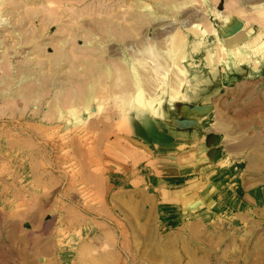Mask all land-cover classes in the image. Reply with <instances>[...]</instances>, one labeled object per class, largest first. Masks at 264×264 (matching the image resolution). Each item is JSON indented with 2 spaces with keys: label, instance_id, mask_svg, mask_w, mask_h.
<instances>
[{
  "label": "rangeland",
  "instance_id": "1",
  "mask_svg": "<svg viewBox=\"0 0 264 264\" xmlns=\"http://www.w3.org/2000/svg\"><path fill=\"white\" fill-rule=\"evenodd\" d=\"M140 1L149 5L150 10L154 8V22L145 19L139 22L142 26L135 22ZM159 1L160 4L156 0H16V6L10 8L7 0H0V182L6 178L30 182L32 168L61 173L64 181L51 192L50 198H74L87 209L89 205H98L106 195L108 168L103 160L106 142L129 137L165 154L181 135L184 144L178 148L180 151L217 150L225 155L222 162L225 174L220 179L225 197L215 211L209 209L208 221L194 224L192 232L189 230L194 234L192 237L177 238L175 254L169 253L165 245L166 222L152 219L153 205L146 199L143 236L128 238V246L122 249L123 264H169V255L176 257L179 264H192V258L185 252L190 249L198 251L194 257L206 260V254L199 251L203 230L209 231L207 247H201L209 249L208 264H264V253L258 252L264 246V198L259 196L262 185L250 192L244 187L248 178L258 182L264 175H249L243 161L247 152L256 151L264 156V0H176L179 4L175 0ZM98 11L105 14H97ZM98 20L110 22L112 30L124 27V38L114 39L116 30L114 34L105 30L108 39L104 37L101 30L105 28L99 26ZM195 28L205 32V37H197L192 30ZM73 31L76 35H72ZM76 36L77 40L71 38ZM177 37L187 39L186 56L170 53ZM88 38L94 44L88 45ZM61 48L65 50L63 53H76L71 60L78 66V78L70 72L71 60L66 66L61 65L62 60H55L54 55ZM237 51L248 53V57L242 59L243 56L235 54ZM129 62H134L143 86V101L154 100L155 105L162 101L161 106L156 105V114L139 113L129 107L132 95L125 89L131 84L136 86L135 75L126 64ZM59 63L63 67H55ZM125 66L129 70L128 82L119 70ZM107 67L118 77L102 80L88 110L64 102L70 96L67 94L78 92L75 87L80 82H89L88 74L91 79L98 78ZM55 100L61 102V111L55 108ZM231 152L236 163L230 162ZM139 169L135 176L153 180L152 167ZM118 185V181L112 180V187ZM246 193L252 196L249 202L244 201ZM229 195L234 196L233 204L226 198ZM136 201L130 196L124 206L130 215L136 213ZM81 217L77 225L81 239L78 246L90 247L89 257H101L105 251L110 255L121 252L115 237L93 239L94 232L105 228L104 223L97 222L93 228L94 222H88L87 215ZM125 225L126 222H113L106 226L115 229ZM26 228L21 226L22 231ZM151 230H156V237H150ZM41 235L59 236V247L63 237L70 242V229L67 225L62 227L56 218L44 229L33 231L34 249L41 246ZM103 242L107 244L100 246ZM254 249L256 252L250 253ZM152 253L153 261L148 259ZM12 258L16 259L15 255L2 254L0 264H16ZM65 259L73 260V253L66 254ZM106 262L110 263V259L102 258L95 263Z\"/></svg>",
  "mask_w": 264,
  "mask_h": 264
},
{
  "label": "crops",
  "instance_id": "2",
  "mask_svg": "<svg viewBox=\"0 0 264 264\" xmlns=\"http://www.w3.org/2000/svg\"><path fill=\"white\" fill-rule=\"evenodd\" d=\"M182 138L181 135L177 136L174 146H171L165 154H162L160 150H156V153L155 149L147 148L143 145L144 143L129 137H116L114 141L106 142L103 146V160L105 168H108V172L105 173L106 195L101 198L98 205H89L87 209L82 208L81 203L74 198L66 200L50 198L51 192L64 181L61 173L39 172L32 168L30 182L20 183L17 179L15 181H10L8 178L1 179L0 258L2 254H13L16 259L12 258V260L16 264H96L95 262L102 258L110 259V263L105 264H123L122 249L128 246V238L137 239L143 236L144 222L147 218L146 199L153 205L152 219L166 222L168 231L165 233L168 241L165 245L168 246L169 253L175 254L178 247L177 238L192 237L194 234L189 233V230L192 232L194 224L208 221L209 209L215 211L219 201L225 197L221 192V175L225 174L222 172V162L225 155L217 150H208L206 153H195L189 149L180 151L178 148L184 144ZM230 156L232 157L230 162L236 163L234 154ZM243 157L249 175L255 177L264 175V156L255 151L254 154L247 152ZM144 165L152 167L153 180L144 175L135 176L136 171H140L139 167L145 169ZM134 168L137 170H132ZM231 175L233 176L232 172ZM249 179L251 178L244 181L245 189L248 192L256 191L258 185H262L259 196L264 198V177H260L258 182H251ZM112 180L118 181L119 185L112 187ZM130 187L131 192H129ZM150 190H153V193ZM228 190L231 188L229 187ZM130 196L137 198L134 206L136 213L131 215L124 207L129 203ZM226 198L233 204L234 196L229 195ZM243 198L245 202H249L252 196L246 193ZM81 215H87L88 222H94L93 228L97 222L104 223L105 228L94 232L93 239L115 237L121 252H112L110 255L105 251L101 257H89L90 247L78 246L81 239L78 237L79 226L77 225L82 220ZM194 217L198 219L190 220ZM55 218L62 223V227L67 225L70 229V235H68L70 242L63 237L60 248L59 236L43 238L41 235V246L34 249L33 231L44 229ZM113 222H126V225L109 229L106 226L107 223ZM22 225L27 227L26 231L21 230ZM157 234H160V231H157ZM153 236H157L156 230L150 231V237ZM208 236L209 231L203 230L202 243L199 245V251L206 254V260L194 257V254L198 253L197 250L185 251L192 258V264H198V262L208 264L209 249H201L208 243ZM85 237L83 236V239ZM65 243L71 244L72 247L66 249ZM106 244L103 242L100 246ZM252 252L256 250H251L250 253ZM258 252L263 254L264 246ZM70 253H73L74 259L66 262L65 255ZM154 257L155 254L152 253L149 254L148 259L153 261ZM167 260L169 264H179L176 257L169 255Z\"/></svg>",
  "mask_w": 264,
  "mask_h": 264
},
{
  "label": "bare ground",
  "instance_id": "3",
  "mask_svg": "<svg viewBox=\"0 0 264 264\" xmlns=\"http://www.w3.org/2000/svg\"><path fill=\"white\" fill-rule=\"evenodd\" d=\"M48 1V0H47ZM150 1V0H149ZM156 1H158V3L160 2L159 0H156ZM183 1V0H182ZM185 1H187V0H185ZM152 2V1H151ZM154 2V1H153ZM173 1H171V3H172ZM175 2H176V0H175ZM9 3V5H10V8H14L16 5V0H7V4ZM138 4L136 5L139 9H140V11H139V17H136V19H135V22H137L138 23V25L139 26H142V25H140L141 23H139L140 21L141 22H143V21H146L147 19L149 20L150 19V21L151 22H154V20L156 19H154L152 16H155V11H152V10H150L149 9V5H146L145 3L144 4H142V2L140 1V2H137ZM155 3V2H154ZM162 3V2H161ZM171 3H169V7H170V5H171ZM176 3H178V2H176ZM180 3H182V2H180ZM184 3H186V2H184ZM183 3V4H184ZM156 4V3H155ZM160 4V3H159ZM158 4V5H159ZM162 4H164L163 6H165V8H166V6L167 5H165V3H162ZM161 4V5H162ZM174 4V2L172 3V5ZM179 4V3H178ZM178 4H175V6H177ZM187 4V3H186ZM185 4V5H186ZM12 5H13V7H12ZM7 6V5H6ZM163 6H162V9H163ZM175 6L173 7H171V9L172 10H174L175 9ZM179 7H180V5H178ZM174 8V9H173ZM178 7H176V9H177ZM54 9V8H53ZM52 9V10H53ZM94 9V8H93ZM170 8L168 9V11H172ZM0 10H1V8H0ZM157 10V9H156ZM165 10V9H164ZM65 11V10H64ZM94 11V10H93ZM92 11V12H93ZM66 12V11H65ZM99 13H97V14H100V15H102V14H105V12L104 11H102V12H100V11H98ZM57 13V12H56ZM94 13L96 14V11H94ZM94 13H92V18L94 17V19H95V15H94ZM167 13V12H166ZM143 15V16H140V15ZM157 16V15H156ZM2 19V18H1ZM146 19V20H145ZM95 21V20H94ZM99 21V26L102 28V27H104L105 29L102 31L101 30V32L103 33V34H105L106 32H110L111 33V31L113 32L112 34H114V31L116 30V32H115V34L114 35H112V37H114V39L116 38H121V37H123L122 36V34H124L125 33V31H124V27H116V29L114 30V28H113V30H112V26H111V24H110V22L108 23L107 21H104V20H98ZM143 24V23H142ZM96 26V25H95ZM94 26V27H95ZM234 27H236V25H234L233 26V28ZM96 28V27H95ZM98 28V27H97ZM74 29V28H73ZM99 29V28H98ZM97 29V30H98ZM103 29V28H102ZM90 30V29H89ZM91 30H92V28H91ZM106 30V31H105ZM193 31H195V35L197 36V37H205V35H206V33L205 32H198L197 30H196V28L195 29H192ZM92 31H94V30H92ZM95 31H96V29H95ZM99 31V32H98ZM97 32L98 33H101L100 32V30H98ZM104 31H105V33H104ZM76 32V31H75ZM74 31H73V33H75ZM79 33V32H78ZM88 34H90V32L88 33ZM102 34V35H103ZM72 35H76V33L75 34H72ZM77 35H79V34H77ZM108 35H110V34H108ZM87 36H89V35H87ZM69 37V36H68ZM104 37H106L107 38V34H105V36ZM112 37L110 38V39H112ZM24 38V37H23ZM72 39L74 38L75 40H77L76 38H78V36H76V37H71ZM96 38V37H95ZM124 38V37H123ZM73 39V40H74ZM89 40V42H90V38H88ZM108 39V38H107ZM258 39H260V38H258ZM27 40V39H26ZM69 40H71V39H69ZM69 40H67V42L69 41ZM97 40V39H96ZM95 39H94V41H96ZM21 41H23V40H21ZM28 41L30 42V40L28 39ZM93 40L91 39V42H90V44H88V45H92V42ZM24 42V41H23ZM23 42H19V44L21 43L22 45L25 43H23ZM27 42V41H26ZM29 42H27V43H29ZM62 42V41H61ZM64 42H65V40H64ZM234 42V41H233ZM31 43V42H30ZM250 43V42H249ZM259 43H261V42H259ZM61 44H62V46H63V43H60V47H62L61 46ZM68 44V43H67ZM69 44H70V41H69ZM68 44V45H69ZM71 44H72V42H71ZM70 44V45H71ZM94 44V43H93ZM69 45V46H70ZM174 46H173V48H172V51L170 52L171 54H172V52L173 53H177L178 55H181V56H186V54H185V47H186V45H187V39H185V38H182V37H177L176 38V41L174 42V44H173ZM262 46H264V43H263V45ZM262 46H260V47H262ZM88 47V46H87ZM199 47V45H196V49ZM63 48V47H62ZM61 48V49H62ZM193 48H194V46H193ZM38 49H40L39 47H38ZM65 49V48H64ZM88 49H91L90 47H88ZM240 49V48H239ZM243 48H241L240 50H242ZM251 49V48H250ZM57 51L58 50H60V48H57L56 49ZM244 50H246V49H244ZM258 50H260V49H258ZM56 51V52H57ZM63 51H65V50H61V52L59 51V53H61V54H59L58 53V57L56 56V55H54L55 57H56V59L55 60H62L64 63H61V65L62 64H64L65 65V63H70L71 64V61H72V63H73V66L72 65H70V66H72L71 68L72 69H70V72L72 73L73 72V74H72V76L74 77V76H76V78H78V66L76 65V62L75 61H73L75 58H74V56H76V53L74 52H71L72 54H70L69 52H68V54L66 53V52H64L63 53ZM68 51V50H67ZM63 53V54H62ZM169 53V54H170ZM57 54V53H56ZM234 53H232V55H233ZM236 55H238L239 54V56L241 55V56H243V58L242 59H246L248 56V53H243V54H240V53H238V51H237V53H235ZM257 54V53H256ZM74 55V56H73ZM210 56H212V55H210ZM54 57V58H55ZM54 58H52V61L54 62ZM73 58V60H71ZM213 58V57H212ZM68 59H69V61H68ZM71 60V61H70ZM241 60V59H240ZM61 61V62H62ZM68 61V62H67ZM128 61V60H127ZM214 61V60H213ZM212 61V62H213ZM56 62L57 61H55V64H56ZM6 63V62H5ZM68 63V64H69ZM146 63V62H145ZM127 64V66H129L130 68V71H131V73H133L134 75H135V78L134 79H136V81H135V85L136 86H134V84H131V86L129 85V86H127L126 87V89H125V91H127L128 93L130 92L131 93V95L132 96H130L129 97V107L131 108V109H133V108H135L139 113H144L145 111L146 112H150L151 114H156L157 113V109H156V105H158V106H161L160 104H162V101H160L158 104H156L155 105V103H154V100H151L150 102H148L147 100L146 101H143V97L141 96L142 95V93L144 92V90H143V86L141 85V83H140V80H139V78H138V75L135 73L136 72V67H135V65H134V62L132 63V62H129V63H126ZM60 65V63L58 64V65H55V67H58ZM66 66V65H65ZM124 66V65H123ZM59 67H63V66H59ZM58 67V68H59ZM79 67H82L81 65H79ZM88 67V66H87ZM8 69V68H7ZM57 69V68H56ZM61 69V68H60ZM64 69V68H63ZM62 69V70H63ZM80 69V68H79ZM103 69H101L100 70V72L102 71ZM120 71H121V73H122V78L123 79H125L127 82L129 81V74H128V72H129V70H128V68L125 66V67H122V68H120L119 69ZM52 71H54V70H52ZM61 71V70H60ZM41 72V71H40ZM58 72V71H57ZM53 73V72H52ZM71 76V77H72ZM88 76H89V82L88 83H85L84 82V84H82L81 82H80V85L79 86H81V88L79 87V86H76L77 84L76 83H74V84H76V85H74L73 83H72V85H74V86H76L75 88H78L76 91H78L77 93H74V91L73 90H75V88L72 90L71 89V87H70V91H71V93H72V91H73V93L72 94H67V95H70L69 96V98L66 96V98L68 99V101H64V102H70V105H80V106H82L83 107V109L84 108H86L87 110L89 109V107L91 106V104H92V102L94 101L93 99H94V96L96 95V90H97V88H98V86L100 85V83L101 84H103V79H106V81L108 80H114V78L117 76V74L112 70V68L111 67H107V68H104V70L100 73V75L98 76V78H92L91 79V75H89L88 74ZM10 77V76H9ZM72 77V78H73ZM118 77V76H117ZM140 77V76H139ZM71 78V79H72ZM75 78V79H76ZM132 78V77H131ZM150 78V77H149ZM88 79V78H87ZM74 80V79H73ZM73 80H71V82H73ZM78 80V79H77ZM9 81V80H8ZM75 82V81H74ZM130 82H132V81H130ZM129 82V83H130ZM146 82V81H145ZM67 83V82H66ZM78 84H79V81L77 82ZM43 84H44V82H43ZM66 85V84H65ZM46 85H43V87H45ZM145 86V85H144ZM148 86H150V85H148ZM174 86V85H173ZM38 87V86H37ZM105 87V86H104ZM32 88L33 87H31V90H32ZM39 89V88H38ZM43 89H45V88H43ZM82 89V90H81ZM113 89V88H112ZM147 89V88H146ZM152 89V88H151ZM30 90V91H31ZM46 90V89H45ZM34 91V90H33ZM38 91V90H37ZM39 91H40V89H39ZM38 91V92H39ZM69 91V90H68ZM81 91V92H80ZM117 91V90H116ZM124 91V92H125ZM150 91V90H149ZM152 91V90H151ZM37 92V93H38ZM41 92V91H40ZM45 92V91H44ZM35 93V92H34ZM68 93H70V92H68ZM66 94V93H65ZM65 94H64V96H65ZM63 97V96H62ZM122 98V97H121ZM120 98V99H121ZM65 99V98H64ZM150 99V98H149ZM56 101V100H55ZM53 102V101H52ZM61 102L60 101H56L55 102V108L57 109V111H61L60 109H61V104H60ZM64 104V103H63ZM67 104V103H66ZM68 105V104H67ZM74 107V106H73ZM63 108V107H62ZM145 112V113H146ZM77 114V113H76Z\"/></svg>",
  "mask_w": 264,
  "mask_h": 264
}]
</instances>
